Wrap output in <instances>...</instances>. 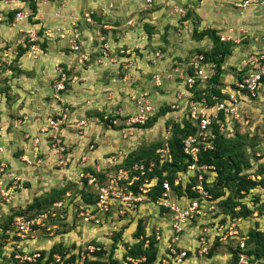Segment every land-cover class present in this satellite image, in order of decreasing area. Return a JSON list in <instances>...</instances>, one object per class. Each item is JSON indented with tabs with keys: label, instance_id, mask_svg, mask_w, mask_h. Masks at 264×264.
Segmentation results:
<instances>
[{
	"label": "rangeland",
	"instance_id": "rangeland-1",
	"mask_svg": "<svg viewBox=\"0 0 264 264\" xmlns=\"http://www.w3.org/2000/svg\"><path fill=\"white\" fill-rule=\"evenodd\" d=\"M22 1L28 2L27 0ZM138 1L140 3V0L134 1V3H138ZM157 2H160V4H157ZM165 2L167 3V0H156V3L150 6H143L140 3L134 9L132 8L131 12H133L129 16H134L136 18V23L134 26H129L127 31L129 29L133 30L134 28H137L138 32L142 31L144 34H146L148 43H151L152 34L154 31H156V29L154 24L151 23L152 16L150 15H152L154 12L159 13L160 16L163 17L165 24L161 26L162 29L161 27L158 28L160 36L155 39V46L157 45L156 47L161 49H159L160 53L165 52L168 61L175 66L177 65L178 61L181 62L182 60L184 61L188 58L190 59L194 50L198 48H204L206 46V42L203 40L204 36L201 38L198 35L204 30V28L200 29V27L203 25L202 21L207 20V17H204L205 15L201 14L199 20V16L192 12L191 17H194L196 21L192 23L191 33L188 34L190 35L189 40L191 41V43L188 44V41L183 42L179 40V31L177 28H175V26H173L174 21L171 20V18H167L166 16L167 10L169 13L171 12V4L167 3L168 5L166 6ZM131 12H129L127 9L125 13L121 14V19H125V15L130 14ZM84 20L86 19L84 18ZM67 22V25L69 26L64 25V37H59L56 32V28L61 27L54 26L52 27L51 32L47 34V39H50L53 42L61 43L64 45V47L67 45L68 47L67 41L63 42L64 38L67 35L73 34L74 29H79L82 32V28H80L78 25L80 23L77 21L76 16L70 17ZM85 22L88 23V21ZM83 24L84 22L80 24L81 27ZM206 29L211 30V28ZM193 30L194 33L192 34ZM118 31L122 32V30ZM128 33L130 34V32ZM122 34L123 32L121 35L117 34L116 37V34L114 33V36L111 37L113 41H110L107 38L104 42H109L111 44L110 46L112 50H114L113 53L111 52L112 56L115 53H118V55L125 56L126 58L122 61H116L110 64V66L116 67L117 73L114 72L113 69L111 73L105 72L106 76L104 72L100 73L104 79L109 78V76L113 77L112 73H116L119 84L114 83L115 86L111 87V85L108 86L110 83L109 79L106 81L102 78H99V82L96 83L97 86L91 87L93 89L96 88V91H98L96 94L103 93L106 96L105 99H100V101L105 102V104L101 106L102 108H100L102 110L98 111L90 108L84 109L83 114H79L75 117V119H72L71 122H73V124H79L80 120H85V125L87 124L88 126H86L87 128H96L98 130L95 132V129H93V134L90 136H85L86 133H77L78 130L73 128V136L77 137V139L72 142H68L66 140L68 144L65 142V140H63L65 135H62V140L66 143H64V145L68 147L63 151L64 154L68 152L66 155L63 154L64 158H68L65 168L55 164V160L57 159L59 152L52 148L50 139L42 134H35L36 136L34 135V147L32 148V153H26L29 155H25L24 157L28 159L29 162H32V164H28L23 157H19V151L15 150H12L14 152H11L10 158H5L4 156L5 159H0V264H20L23 263L20 260V256L22 255H31L36 250L46 254L47 252L54 249L61 251L63 254L65 252L66 259H68L70 255H74V261H77V264H88L86 259H93L95 257L92 252V254L89 253V255L86 256L84 261H81L79 257L80 249H83V247L88 244L97 247V249L102 247V249L105 250L101 256V259L106 260L109 257H112L118 259L119 264H133L126 258V256L124 257V253L127 250L126 246L132 245L137 240L134 237V233L139 222L143 224L144 230L148 234L155 231L160 232L159 241L161 242V245H164L165 243L167 245L171 239V236L174 237L173 233L170 232V226L166 222L167 219L162 216V214L157 208L154 207L153 204L139 207L133 217L129 213L118 217L116 214L110 212L109 215H112L109 218L110 223L103 221L102 225H100V223L93 225V223L83 220L81 221V218L77 215L78 211H76V208L81 197L80 193L84 188L83 183L81 182L82 179H79L78 171L82 170V168L86 166V163H79L81 156H79V161L77 160V162L74 161V159L78 158V151L81 150L82 146V150L84 152L91 150H98V152H101V155L99 153L100 156H98L97 159H94L93 164H95L94 166H98L101 169L107 170V168H105L106 163H104L99 157L102 155L103 157L107 156L109 151H112L114 148L116 149L118 147H124L132 149V151H138L141 147L151 146L155 142L161 143V141L164 139V135L167 134L168 137H170L174 123H176L177 120L182 119L179 115H177L176 112H173L168 108V110H164L163 114L158 112L156 113V111L154 114H152V118L150 119L152 125L150 127L124 125L127 116H130V113L133 114L136 106V100L139 98V94L143 92V89L150 91L152 96L155 98L158 97V93L156 92V87L149 83L150 75L148 74L147 77L145 75L154 69H150V67H153L151 66V62L153 63V61L148 60L144 54H141L139 51H137V48L132 47L131 44L122 43L120 46H117V43L120 40L127 41L130 39L125 35V40H122ZM149 34L150 36H148ZM137 35L139 36L140 34L137 33ZM86 36H84V34H80V40L82 43L85 42ZM200 40L203 41L201 44L199 43ZM96 41L98 43V40ZM193 42H198L199 45L197 44V48L193 47L189 49L186 45H192ZM203 44L205 45L203 46ZM150 45L153 46V44ZM152 46L150 47L152 48ZM98 47L101 48L100 46L96 45L95 49H98ZM119 47L123 49V52H118L120 49ZM127 48L130 49L129 52L127 50L128 53L125 52ZM93 49L94 48L92 47L89 48L91 51H93ZM36 52L39 53V50ZM153 52L154 51L152 49V53ZM71 53L74 55L72 63L78 64L81 55L75 51H71ZM36 54L37 53H31L32 57H35ZM148 55H150V52ZM68 57L69 56L67 55V58ZM129 57H133V60ZM241 57H243V55ZM97 60L98 58L91 59L90 63L97 65ZM14 63L10 66L12 70L11 74L6 72L4 69L5 67L2 65L0 66V88L7 86L9 90L10 87L7 84L6 78L10 75L14 76L19 74V71L17 70L19 68L16 66V62ZM87 63L88 61L84 64L86 65ZM119 63L122 66L126 65L124 66L127 69L126 74H124L126 69L123 68L122 71L119 68ZM69 67H73V65L69 64ZM102 67L105 68L104 66ZM238 67L240 71L242 68L240 66ZM236 68V66H234V68L233 66L230 67L231 71H234ZM30 71L31 70L26 72L23 70V72L27 73L28 75L31 73ZM101 71H103V69ZM160 71H164V69H155L152 71V74L159 73ZM241 71L240 73H236L235 76L238 77V75L242 73ZM86 72L92 73L89 71ZM134 74L138 80L135 83H132V81H129V79H131ZM31 75H33V73ZM80 82H82V79H80V81L77 80L78 84ZM124 83L128 84V87L125 89L123 88V86H125ZM143 84L149 86L143 88L145 87ZM81 87L83 88L82 85ZM106 87H109V89ZM8 90L3 92L6 98L8 96L7 100L12 96ZM109 90H116V95H113V97L115 96V104L113 105V102H111V106L108 102V96L110 95ZM161 93L167 98L170 96L168 95V92L162 91ZM151 101L153 105L155 104V107L161 103L159 100L155 99H151ZM69 106L70 108H74L75 104H69ZM158 107L160 109L161 106ZM70 108L68 107V111H70ZM242 111L243 120L236 124V128L238 129L236 136L240 135L242 139L241 151H243V156L241 158V167L243 168L241 169V173L245 175L253 172V174H260V172H256V170L260 165H264V86L260 89V95L258 97L248 101L242 106ZM99 114L102 116L100 117ZM104 116L107 117L108 122L105 121ZM111 119H116L117 123H111ZM25 135L26 138H30L28 133H25ZM42 138L44 141L41 140ZM89 144H92L93 146L90 148L88 147ZM41 151H44V154H39ZM52 159H54V164L52 163ZM67 171H69L70 174H68ZM214 178L209 183L214 181ZM61 188H64L65 190L61 193L59 199L57 200L62 201V205L55 206L54 202L57 201L55 200L47 204L45 207L50 211H54V215L48 216L45 221L43 220L42 226H34L33 231L27 235L26 238H20L19 235L16 234L12 225L13 216L18 215V211H21L22 215L25 217L35 216L36 214H33V210H26L27 206L33 202L34 198L45 196L46 193L50 192L52 189L59 190ZM66 191L69 192L68 196H65ZM222 191L224 195L216 198L219 209L221 208L220 201L228 195L233 197V201H240L241 204H245V206L251 210V213H249V219L244 222L246 228H244L243 231L252 227H259L258 229L260 230L264 229V185H259L250 189L249 192L241 198L235 192L232 185L223 187ZM225 210L231 216L235 215L234 213L236 210H233V208L228 206ZM221 215L224 217V213L222 211ZM107 218L104 219L107 220ZM190 229L192 230L193 226H190ZM118 230L121 231L120 236L115 235ZM169 232L171 233L170 235ZM242 233L243 232L241 230L240 235ZM189 235L190 231L186 228L182 235V237H184L181 240L182 246H191V244L189 246L186 243V237ZM229 239L227 238V240L225 239L223 241H219L216 238L212 239L211 241L213 244L212 242L210 243L207 253H194L191 255L192 257L189 255L184 264H191L193 261H200V264H212V260L210 259L211 257L209 256L215 252L219 254L228 253L229 256H219L218 261L222 262V264H233L231 249L233 248L232 246H234V240ZM126 243L127 245H125ZM114 245H116V247H114ZM226 257L228 258L226 259ZM252 257L253 258L250 259L251 264H264V255L260 257H255V255H253Z\"/></svg>",
	"mask_w": 264,
	"mask_h": 264
},
{
	"label": "built area",
	"instance_id": "built-area-1",
	"mask_svg": "<svg viewBox=\"0 0 264 264\" xmlns=\"http://www.w3.org/2000/svg\"><path fill=\"white\" fill-rule=\"evenodd\" d=\"M21 0H1V3L5 4L0 6V21L5 18V13L8 11H14L12 18L13 22L29 20L33 16L32 10L24 5V1L17 2ZM147 5L153 4L156 0H144ZM171 13L184 17L187 7L183 4L170 3ZM249 5H256L262 11V18L264 20V0H239L234 3V6L245 9ZM85 21L93 22L90 19L88 13L84 14ZM77 21L79 20L76 17ZM70 28V27H68ZM78 28V25H77ZM56 32L59 37H64V27L56 28ZM74 29L73 34L67 35L70 37H65V41L68 43L70 51H75L81 55L78 65L83 66L86 61H90L89 54L84 49L82 50V41L80 40V34L82 32ZM48 32V33H47ZM46 35L50 32L47 30ZM26 37L30 41H35L39 39L38 31L30 25L25 31ZM100 43L99 53L97 57L98 63H101L104 67L109 66L110 63L116 62V58L111 55L112 50L109 43ZM220 41L232 40L236 42L235 38H229L226 35L219 36ZM260 43L262 45V50L256 52L253 55H249L247 58L241 60L240 67L244 69L248 67L246 73L243 74L241 78H236L233 81V86H231L226 97L221 100H216L211 105L204 103V99L196 100L193 98L191 88L196 81L201 82V86L208 81L209 75L215 73V65L211 62H204L202 66L199 63L203 61V54L194 53L188 61V64L192 66L191 73H185L183 68L175 67L178 72L177 76L181 83L187 88L185 90L178 91L171 103H169V108L173 112H176L182 119L185 118L195 127L192 134H188L181 139V150L186 157V170L189 171L190 176L195 177V181L191 183L190 190L197 194L194 198H185L182 196V204L178 203L176 200H169L168 192L170 191V184L166 179H163L161 186L164 188L161 196L158 197L156 203L158 205L167 206L171 213L168 220L169 231L173 233L174 237L171 236L170 241L166 245H161L160 232H155V240L157 242V264H184L188 257V248L182 246V235L185 230V226L192 223L193 219H199L200 217L206 220L200 222L198 225V230L194 234L196 244L192 248V251L197 253H207V247L209 246V241L217 236L219 240H225L227 238H235L239 235L242 230V236L245 235L246 231H243L246 226L244 225V219L242 217H235L227 219L224 222H220L219 217H213L215 213V206L210 203V205H203L205 200L210 198L208 190L205 188L204 183L210 182L215 173V165L207 162H201L199 160V153L203 151H211L215 148L216 140L219 136L230 137L238 132L236 124L243 120L242 117V106L248 101L254 99L258 95V89L260 84L264 81V30L261 32L259 37ZM0 50V66L5 67L4 69L8 74H11V65L14 63V59L17 55V50L15 46L4 45ZM32 53H36L39 48L31 44L28 48ZM123 50L120 49V52ZM157 57H162V53L157 50L154 53ZM179 64V62H178ZM56 78L53 83V88L56 91L64 90L65 82L70 83L69 75L64 71V66L56 65ZM170 76V75H169ZM125 80V78H124ZM153 85H160V73H154L152 76ZM203 83V84H202ZM139 98L136 100L135 110L133 114L127 116L124 125L133 124H145L158 109L155 104H152L151 94L148 90H142ZM69 111L67 107H62L60 110L52 115L45 118V122L39 127V135H44L50 139L52 148L58 151V157L56 159V164L58 166H63L67 164L68 158H64V150L66 146L61 138L60 131L62 126L68 120ZM106 117V116H104ZM181 119V120H182ZM111 123L116 124V119H111ZM180 121V120H179ZM84 120H80L78 126L84 125ZM124 130V129H123ZM169 132V131H168ZM168 135H164V143L156 149L159 154V158L162 161H171V155L168 147ZM34 140V139H33ZM91 148V145H90ZM131 149L118 147L112 151H109L107 156L103 157V162L106 163L105 169H101L98 166H93L92 168L96 173H92L89 170H79V179L86 180L87 189L90 192L96 194L94 202L88 203L79 199L76 211L77 215L81 218V221H86L97 225L101 222L102 217L106 216L108 219L112 216L109 215L110 212L116 214V216H124L126 214L135 215L138 207L141 205L144 199H147V193L151 190V187L157 181L156 174H153L154 162L150 161L145 163L144 160L126 162L128 154ZM62 153V154H61ZM66 152L64 155H66ZM25 156H23L24 158ZM28 164H32L28 159L24 158ZM87 159L81 157V163L85 164ZM98 173L103 175V178L98 176ZM165 172L162 173V176ZM185 175H177L173 180V184L177 185L180 180L183 183L190 182V178ZM251 180H263L264 183V172L260 174H248ZM69 192H65V196H68ZM55 206H61L62 201L57 200L54 202ZM239 209V206L234 208ZM54 211L45 209L34 217H25L23 215H18L14 217L13 225L17 235L20 238H26L33 231L34 226H42L43 220L45 221L48 216H53ZM243 224V225H242ZM169 232V235L171 234ZM176 241V242H175ZM160 242V243H159ZM180 243V244H179ZM148 244V240L144 241V246ZM245 243L243 238L238 239V246L240 250L237 253V260L235 264H251V256L246 252L242 251L245 249ZM129 248V246H127ZM97 247L88 244L80 249L79 257L81 261H84L89 253ZM18 256V255H15ZM40 257V252L38 250L34 251L31 255H22L20 260L26 264H34ZM133 264H141L145 260V256H140L139 258H134L131 256H126ZM41 264H77L74 262H63L60 254H53L52 258L47 260V257L42 258Z\"/></svg>",
	"mask_w": 264,
	"mask_h": 264
},
{
	"label": "crops",
	"instance_id": "crops-1",
	"mask_svg": "<svg viewBox=\"0 0 264 264\" xmlns=\"http://www.w3.org/2000/svg\"><path fill=\"white\" fill-rule=\"evenodd\" d=\"M132 1L134 3V1L137 0H37L35 1L36 13L31 18H29V20H22L16 22L0 21L1 51H2L1 48L4 45L17 47L16 45L18 43L22 42L25 38L27 39L25 31L27 28H29L30 25H32L38 32L41 31L42 34V36L38 35L39 42L33 43L39 48V53L36 52L37 54L35 57L34 56L32 57L31 55L32 52L27 49L23 54H21L20 57L14 59V62H16V66L20 69V72L17 75L14 76L10 75L6 78L7 84L10 87L8 91L11 93L13 97L11 96L10 99L7 100L4 94L0 93V147H1L0 159H3L4 156L5 158H10L11 152H14L12 150L19 151L18 154L19 157H23L25 155L28 156L29 154L26 153H30V152L32 153V148L34 147V143H33L34 135L35 134L39 135L38 133L39 127L44 124L45 118L49 115L54 114L62 107L70 108L69 104L70 105L75 104V107L70 108L68 120L62 126L60 131L61 138L65 135L63 140H65L66 143L67 141L68 142L75 141L77 137L73 136L74 134L73 128L78 130L77 133H83V132L86 133L85 136H90L91 134H93L94 132L93 129H95V132H97L98 129L96 128H90V129L87 128L88 127L87 124L78 126L77 123L73 124V122L71 121L72 119H75V117L78 116L79 114L82 115L84 109L90 108L98 111L102 110L100 108H102L101 106L104 105L105 102L100 101V99L101 98L105 99L106 96L103 93L96 94L98 92L96 91V88L93 89L91 87L97 86L96 83L99 82V78H102L101 76L102 74L100 73L103 72L104 74L105 72L111 73L112 69L114 70V72L117 73L116 67L109 66L108 69L106 66L105 68H103L98 64L93 65L90 62H88L86 65L84 64L83 66H80L77 63L74 64L72 63L74 55H72L69 47H67V45L66 47H64V45L61 43L53 42L52 40L47 39L48 35H46L45 33L47 32V30L51 32L52 27L54 26L64 27V25L68 24L67 21L70 17L76 16L79 19L78 21L80 24L84 22L82 27L80 24L78 25L80 26V28H82L81 29L82 34H84V36L87 35L85 42L83 39L84 46L88 48L90 47L94 48L92 52H95L97 50L95 49L96 45L100 46V43L102 42L101 38H103V41H105L107 38L110 41H113L111 37L114 36V33L116 34L117 37V34L121 35V33L123 32L122 40H125L126 38L124 37L125 35L128 36L130 39H128L127 41L120 40L117 43V46H120L122 43L131 44L132 47L137 48V51H139L141 54H144V56H146L147 59L150 60V58L154 56L153 53L160 49L156 47L157 45L155 46L156 44L155 39H157V37L160 36V32H158L159 31L158 28H160L163 24H165V22L163 21L164 20L163 17H161L160 14L157 12H154L152 13V15H150L152 16L151 23L154 24L156 29V31H154L152 34L151 43H148L146 34H144L142 31L138 32L137 28H134L133 30L129 29L127 31V28H129V26H134V24L136 23L135 21L136 18L134 16H129L133 12V11L131 12V9L132 8L134 9L140 3L143 6H149L144 3V0H140V3L138 1V3L135 2L134 4L132 3ZM237 1L239 0H172V1L167 0V3L172 2V3L183 4L184 6H188L187 9H190L194 14H197L199 16V20L201 14H204L205 15L204 17H207V20L202 21L203 25L202 27H200V29L204 28L205 30L206 28H211V30L213 29L216 30V34L218 36L223 34L229 36V38L232 37L236 39V42L232 44V52L225 58V61L222 65V73H221L222 81H223L222 89L225 91L227 90L228 85H230L231 82L234 81L236 77L235 74L237 73V68L234 71H231L230 67L231 66H233V68L234 66L238 67L240 61L246 55H248L253 51L260 50L262 48V46L258 41L261 32L264 30V20L261 17L262 16L261 9L256 5H249L245 9L241 10L240 8L234 6V3ZM20 2L18 1L17 4L20 5L21 4ZM167 3L165 2L166 6L168 5ZM157 4H160V2H157ZM24 5L28 7V2L24 3ZM0 6L5 7V4H3V2L1 3V0H0ZM127 9L131 13L125 15L126 16L125 19H121L122 18L121 14L125 13ZM85 13H89L90 19L93 21L92 23L85 22L84 20ZM166 16L167 18H171V20L174 21L173 26H175V28H177V30L179 31L178 32V34L180 35L178 37L179 40L183 42L188 41V44H190L191 43V41L189 40L190 35L188 34L191 33L192 23L196 21L194 17H188L186 19H183V17L181 18L171 12L169 13L168 10ZM118 30H122V32ZM128 32H130V34ZM137 33L140 35L138 36ZM193 33L194 30L192 31V34ZM203 36H204L203 40L206 42V46L204 48L207 47L210 48L211 41L209 39V35L204 34ZM96 40H98V43ZM42 42L44 43V47H41ZM63 42H65V39L63 40ZM201 42L203 41L200 40L199 43L201 44ZM199 43L193 42L192 45H186V46H188V48L191 49L193 47L198 46ZM150 44H153V46ZM204 45L205 44H203V46ZM150 46H152V48ZM152 49L154 51L153 53H152ZM127 50L129 52L130 49L127 48L125 52H127ZM149 52L150 55H148ZM162 53H163L162 58L159 59L155 58V63L151 62V66L153 67L152 68L150 67V69L153 68H154L153 70L165 69L171 64L167 59L166 53L165 52ZM67 55L69 56L68 58ZM242 55L243 57H241ZM125 58H126L125 56H122L118 58L119 59L118 61H122ZM129 58L132 59L133 57H129ZM64 62H65V67H67L69 69L68 71H70L68 74L70 77L69 87L66 88V90L56 91L53 88V83L55 82V78H56L55 67L56 65L64 66ZM69 64H72L73 67H69ZM124 66L119 65V68L123 71V68L126 69ZM100 69L101 70L103 69V71H101ZM23 70L26 72L31 70L30 71L31 73L28 75L27 73H24ZM86 71L92 72L93 74L87 73ZM152 71L150 73L145 74L146 77L148 74L150 75L149 78L150 84H153L151 80ZM32 73L33 75H31ZM116 73H112L113 77L109 76V78H105V79L102 78L103 80L106 81L107 79H109L110 83L108 84V86L111 85V87L112 86L114 87L115 86L114 83L119 84ZM126 73H127V69L124 74ZM80 79H82V82L78 84L77 80L80 81ZM137 80L138 79H136L135 74L131 77V79H129V81H132V83H135ZM125 83H124L125 86H123L124 89L128 87L127 86L128 84ZM81 85L83 86V88L81 87ZM143 85L145 86L143 88L149 86L145 84ZM172 87L178 88L173 85ZM106 88L109 89V87ZM109 92H110L109 95L110 97L108 96L109 98L108 102L110 103L111 106V102H113V105L115 104L114 102L115 96L113 97V95L114 94L116 95V90L113 91L109 90ZM156 92L158 93L157 94L158 97L155 98L154 96H152V99L159 100L160 102H162L163 99L171 100L174 97L173 90L172 93H168V95H170L169 98L165 97L161 93L162 92L161 89L156 90ZM25 133H28V135H30V138L28 137L26 138ZM41 140L44 141L43 138ZM90 145L91 147L93 146L92 144H89L88 147H90ZM82 147L81 150L78 151L79 154L78 158H75L74 161L76 162L77 160L79 161V156L85 157L87 159L85 161L86 167L90 166L92 168L95 165L93 164L94 159H97V157L101 155V152H98V150H91L84 152L82 150ZM40 153L44 154V151L39 152V154ZM99 158L103 160V155ZM52 163L54 164V159H52ZM79 163H81V160ZM55 164H56V160H55ZM85 168H83V170H85ZM67 172L68 174H70L69 171ZM148 204H153V203L144 202L141 203L139 207L141 206L143 207ZM154 207L157 208L158 211L162 214V216L167 219L166 222L168 223V216L165 215L164 211L162 209H159L155 205ZM131 216L133 217L134 215ZM224 216L226 217V215ZM220 217H222V215ZM104 218L107 217L106 216L102 217L101 220L102 223L103 221H107V223H110L108 218L107 220H105ZM102 223L100 225H102ZM190 226H193L192 230L190 229ZM197 227H198L197 224L193 222L185 226V229L187 228L190 231V235L186 237L187 239L186 243L189 246L191 244V246L190 247L184 246L188 248L187 249L188 256L189 255L191 256L192 254L196 253V251H192V248L196 244L194 234L198 230ZM248 229L245 230L246 233ZM215 238L219 240L217 237ZM219 241H223V240H219ZM211 242L212 241L210 240L209 245ZM208 248L209 246L207 247V249ZM219 256L224 257V256H229V254L228 253L219 254L215 252L214 254L209 256L211 257L210 259L212 260L211 263L222 264V262L218 261ZM227 258L228 257H226V259ZM154 264L157 263L154 261ZM191 264H200V261L197 262L193 261Z\"/></svg>",
	"mask_w": 264,
	"mask_h": 264
},
{
	"label": "trees",
	"instance_id": "trees-1",
	"mask_svg": "<svg viewBox=\"0 0 264 264\" xmlns=\"http://www.w3.org/2000/svg\"><path fill=\"white\" fill-rule=\"evenodd\" d=\"M27 1L34 15L36 13L35 0H27ZM14 13H15L14 11H8L7 13H5V18L2 21L11 22ZM191 15H192V11L190 9H186L185 16L183 17V19L191 17ZM204 34L209 35V39L211 41V47L210 48L208 47L200 48V49L198 48L194 50L192 55L194 53L203 54V61L202 63H199V65L202 66L204 62H211L215 65V73L212 75H209L208 81L203 85V87L200 85L201 82L203 81L199 80L201 82L196 81V83H194V85L189 89L192 91L194 99L196 100L204 99L205 101L204 103L211 105L216 100H221L224 97H226L231 86H233L232 84L233 81H232L231 85H228V88L226 91L222 89L223 81H222L221 73H222V65L225 61V58L232 52V44L234 42H232L231 40H228L225 42L220 41L219 36L216 34V31L214 30L205 29L204 31L200 32L198 36L202 38ZM38 35L42 36L41 31L38 32ZM148 36H150V34ZM36 42L38 43L39 41L38 40L30 41L28 38L27 39L25 38L22 42L18 43L16 45L17 46L16 47V50H17L16 58L20 57L21 54H23L29 48L31 44L36 43ZM82 46H83L82 50L85 48L84 50L88 52L90 59H96L100 55L99 47L95 52H92L91 50H89L88 47L84 46V43H82ZM41 47H44L43 42L41 43ZM162 57H163V53H162ZM162 57H157L154 55L153 57L150 58V60L153 61V63H155V58L159 59ZM188 61H189V58L184 61L182 60L181 62L178 61L179 64L178 62H177V65L175 66L170 64L167 68L164 69V71H160L159 72L160 73V85L158 86L154 85L156 87V90L161 89V91H165L168 93H172V90H173L174 96L178 91L185 90L187 87L183 85L181 81L179 80L177 76L178 72L175 70V67L178 66V68H183L182 66H184L183 71L185 73H191L192 66L188 64ZM97 64L100 66H103L101 63H97ZM119 65L121 64L119 63ZM109 66H107V68ZM17 70L20 72V69H17ZM68 70L69 69L64 66V71L67 74H69ZM238 71H239V67H237V73H240V71L239 72ZM241 72L242 73L238 75V77H235L234 80H236V78L242 77L244 70ZM152 76H151V80H152ZM152 83H153V80H152ZM172 85L178 88H173ZM65 87L66 88L69 87L68 81L65 82ZM7 90H8L7 86L0 88L1 93ZM149 93L151 94L150 91ZM151 98H152V95H151ZM173 99L171 100L163 99L162 102L159 103V106L161 107L160 109L158 107V109L156 110V113L158 112L160 114H163L164 110H168L169 103H171ZM99 116L101 117L102 115L99 114ZM150 119L143 125H140L138 123L133 124V125L141 126V127H150L152 125ZM105 121L108 122L107 117H105ZM194 130H195V127L192 126L191 123H189V121L185 118H183L180 121L177 120L176 123H174L172 133L170 137L167 139L168 144H169L168 147H169L170 155L172 157V163L162 164V169L167 171L166 176L168 177L170 182H172L173 175L177 171L185 169L186 160L181 150V139L185 135L192 134ZM236 135H237V131L235 132L233 136H230V137L219 136V138H217L216 140V145L213 150L203 151L199 153V160L201 162H207V163H211L215 165L216 175L214 176L215 177L214 181H212L211 183L209 182L204 183L205 188L209 191L212 198L216 199L218 197L223 196L224 193L222 191V188L230 186V185L233 186L235 192L238 194L240 198L243 197L246 193H248L250 189L255 188L259 185H263L262 181L251 180L250 178H248V174L245 175L241 173V169L243 168L241 167L242 166L241 158L243 156V151H241L242 150V139L240 135L238 136ZM161 143L155 142L151 146L141 147L138 151L131 150L128 154V158L126 161L132 163L134 161H139L141 159H146V160L154 159L156 162H158L157 156L154 153V151L157 146L161 145ZM85 170H89L92 173H96L94 169L91 168L90 166L86 167ZM263 170H264V165H260L257 168L256 172L263 173L264 172ZM156 172L161 176V170L158 169L156 170ZM98 176L103 178V175L100 173H98ZM193 181L195 180L193 179ZM82 183H83L84 188L80 193L81 199L88 203L93 202L95 199V194L93 192H90L87 189L85 179H83ZM188 186L189 185L187 184V186L185 187V192L188 191ZM64 190H65L64 188H61L59 190L52 189L50 192L46 193L45 196L35 197L33 202H31L27 206L26 210H33L34 211L33 214H36V215L39 214L40 212L46 209L45 207L47 204L59 199L61 193ZM178 190H180L179 187H178ZM159 193H160V187L157 186L155 191L153 192L152 198H155V196L159 195ZM232 199L233 197L227 195L224 197V199L220 201V204H221L220 209L224 213V215H226V217L224 216L222 219H220V221L222 222L225 221V218L227 219V216L230 218H235V217L245 218L247 215H249V213H251V210L248 209V207H246L245 204H241L240 201H233ZM228 206L230 208H233V210H235L234 208L236 206H239V209L235 211L234 216H231L225 210ZM161 209L165 210L166 208L161 207ZM17 213H19L18 215H22L21 211H18ZM155 232L150 233V234L146 233V231L144 230L143 224L139 222L137 229L134 233L135 235L134 237L137 240L132 245H129V248H127L128 246L127 243L125 244L127 245L126 246L127 250L124 253V257L131 256L134 258H139L140 256H145V260L142 261L141 264H154V261H156V258H157V250H158L157 242L155 240ZM120 234H121L120 230H118L115 233L116 236H120ZM145 240H148V244L146 246H144ZM243 240L246 245V248L243 249L242 251L247 252L252 256L255 255V257H260L264 255V229L260 230L256 227L248 229L246 236L244 235L243 237ZM233 243H234V246H232L233 248L231 249V252H232V263L234 264L237 260V252L240 250V248H238L236 241ZM114 247H116V245H114ZM104 252L105 250L102 249V247H99V249H96L92 252L95 257L93 259H86V262L88 264H119V261L116 258L109 257L106 260L101 259V256ZM55 253L60 254L64 262H74V255H70L68 259H66L65 252L63 254L61 251L54 249V250L47 252L46 254L40 251V257L37 259V261L34 264H41L43 257H47V260L51 259L52 255ZM20 264H26V263H20Z\"/></svg>",
	"mask_w": 264,
	"mask_h": 264
},
{
	"label": "bare ground",
	"instance_id": "bare-ground-1",
	"mask_svg": "<svg viewBox=\"0 0 264 264\" xmlns=\"http://www.w3.org/2000/svg\"><path fill=\"white\" fill-rule=\"evenodd\" d=\"M164 141H165V140L163 139L161 145L164 143ZM167 142H168V141H167ZM161 145H160V146H161ZM160 146H157V147L155 148V151H154V153H155L156 156H157L158 162H156L154 159H150V160L142 159V160H144L145 163H149L150 161H153V162H154L153 174H156V176H157V181L155 182V184L152 185L151 190L147 193V199H144V200L142 201V203H144V202H150V203H153L155 206H157L159 209H161V207L166 208L165 210L163 209V211H164L165 215L168 216V220H169V218H170V216H171V213H170V211H169V208H168L167 206L158 205V204L156 203L158 197H160L161 194H162V192L164 191V188L161 186V182H162V180H163V179H166V180L168 181V183L170 184V191L168 192V198H169V200H176L178 203L180 202V204H182V196L185 197V198H194V197L197 196V194L193 193V191L190 190V185H191V183L194 182L193 179L195 180V177L190 176L189 171L187 172V170H186L187 162H186L185 169L180 170V171H177V172L173 175V180H174L175 176H177V175H185V174H187L186 177H189V178H190V182L183 183V181L180 180V182H179L177 185H174V184H173V180H172V182H170L169 179H168V177L166 176L167 171L164 170V169H162V164H164V163H172V157H171V161H167V160H165V161H162V162H161V160H160V158H159V154L156 152V149H157L158 147H160ZM168 146H169V144H168ZM184 156H185V155H184ZM185 160H186V157H185ZM126 162H127V161H126ZM158 169L161 170V176L156 172V170H158ZM163 172H165V174L162 176V173H163ZM248 178H249V177H248ZM254 181H262V184L264 185L262 179H260V180H254ZM187 184L189 185V186H188V191L185 192V187L187 186ZM157 186L160 187V193H159V195H156L155 198H152L153 192L155 191V189H156ZM178 187L180 188V190H178ZM208 192H209V191H208ZM94 194H95V193H94ZM209 194H210V193H209ZM95 198H96V194H95ZM94 200H95V199H94ZM93 202H94V201H93ZM210 203L213 204V205L215 206V209H214V210H215V213H214L213 217H219L220 219H222V217H220V216H221V211H220V209H219L218 206H217L216 199H215V198H212L211 195H210V198H209V199L205 200V202L203 203V205H204V206H205V205L207 206V205H210ZM15 216H18V215H15ZM15 216H14V217H15ZM14 217H13V220H14ZM205 220H206L205 218L200 217L198 220H197V219H193L192 222H193V223H196L197 226H198V225H200V222H203V221H205ZM220 222H221V221H220ZM101 223H102V222H100V224H101ZM12 225H13V222H12ZM13 228H14V225H13ZM14 230H15V228H14ZM15 232H16V231H15ZM16 234H17V233H16ZM215 237H217V236H214V238H215ZM241 237H242V236L239 234V235H237V237H235V238H230V239H233L234 242L236 241V242H237V246H238V239H240ZM217 238H218V237H217ZM242 238H243V237H242ZM244 247L246 248V245H244ZM238 248H239V246H238ZM196 253H197V252H196ZM237 253H238V252H237ZM246 253H247V252H246ZM247 254H249V253H247ZM249 255H250V254H249ZM250 256H251V259H252V258H253L252 255H250ZM235 263H236V262H235Z\"/></svg>",
	"mask_w": 264,
	"mask_h": 264
},
{
	"label": "clouds",
	"instance_id": "clouds-1",
	"mask_svg": "<svg viewBox=\"0 0 264 264\" xmlns=\"http://www.w3.org/2000/svg\"><path fill=\"white\" fill-rule=\"evenodd\" d=\"M22 1V0H21ZM24 3H26V1H24ZM145 3V2H144ZM156 3V2H155ZM146 4V3H145ZM154 4V3H153ZM147 5V4H146ZM150 5H152V4H150ZM149 5V6H150ZM28 7H29V4H28ZM187 7V6H186ZM30 8V7H29ZM31 9V8H30ZM89 14V13H88ZM260 37V36H259ZM232 41V40H231ZM259 41V43H260V40H258ZM232 42H234V41H232ZM260 45H261V43H260ZM262 46V45H261ZM120 48V47H119ZM120 49H122V48H120ZM120 49L118 50V52H120ZM123 50V49H122ZM260 50H262V48L260 49ZM123 52V51H122ZM256 52H259V50H256V51H253V52H251V53H249L248 55H246L243 59H245V58H247L249 55H253V54H255ZM113 53V52H112ZM115 58H116V60L118 61L119 59L118 58H120V57H122L121 55H117V53H115L114 55H113ZM242 59V60H243ZM241 62V61H240ZM238 66H240V63H239V65ZM247 69H248V67H245L244 69H242V70H244V73H246V71H247ZM243 73V74H244ZM243 74H242V76H243ZM264 86V81L260 84V86H259V89H258V95H257V97L260 95V89L262 88ZM82 181H83V179H82ZM81 181V182H82ZM249 217H250V215H247L246 217H245V219H244V222L245 221H247L248 219H249ZM253 228V227H252ZM256 228H259V227H256Z\"/></svg>",
	"mask_w": 264,
	"mask_h": 264
}]
</instances>
